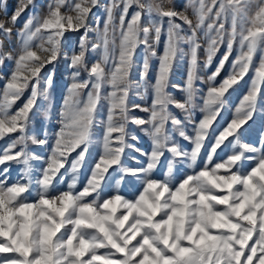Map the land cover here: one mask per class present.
Wrapping results in <instances>:
<instances>
[{
	"label": "snow or ice",
	"instance_id": "obj_1",
	"mask_svg": "<svg viewBox=\"0 0 264 264\" xmlns=\"http://www.w3.org/2000/svg\"><path fill=\"white\" fill-rule=\"evenodd\" d=\"M99 6L48 0L40 12L37 0H17L9 16L0 0V68L9 64L0 88V141L7 138L0 148V264H264V131L259 146L242 140L244 126L264 113V0H185L179 10L176 0H108L102 26L97 17L93 28ZM81 30L65 52L66 33ZM221 46L203 79L201 50L207 70ZM61 55L70 82L57 128L30 134L37 113L51 118ZM179 64L186 71L175 85ZM249 73L246 92L221 123L231 92ZM134 88L144 104L131 100ZM129 125L148 137L150 150L128 142L139 139ZM94 140L99 152L79 186ZM128 149L144 158L131 157L136 167L124 163Z\"/></svg>",
	"mask_w": 264,
	"mask_h": 264
},
{
	"label": "rangeland",
	"instance_id": "obj_2",
	"mask_svg": "<svg viewBox=\"0 0 264 264\" xmlns=\"http://www.w3.org/2000/svg\"><path fill=\"white\" fill-rule=\"evenodd\" d=\"M47 2H48V0H37V4L40 6L38 8V11L42 12L43 11V7H44V5ZM184 2H185V0H176V4H177L178 10L183 7ZM107 3H108V0H100V6L92 9L91 18H90V26L91 27L95 28L97 17H99L100 22H101V26H102V22H103V19H104V16H105L104 5H106ZM16 4H17V0H7V12H8L9 16L12 14L14 8L16 7ZM26 16H27V13H25V15L21 17L20 22L16 26L17 28L22 26ZM4 19H5V17L3 15V12L0 11V21H2ZM69 33H71V32H69ZM69 33H66V34H69ZM72 34H73L72 35L73 38H71V40L68 37L70 35H68L67 39L64 41V51L65 52L68 51L70 46H75L76 44H78L79 37H80V35L83 34V30H81L80 32H77V33H72ZM89 37H90V40L94 41L95 33L94 32H90L89 33ZM162 40H163V38H162ZM68 41H69V43H67ZM14 45H15V37H13V46ZM162 47H163V45L161 43V45L158 47L157 51L158 52L162 51ZM224 50H225L224 46H221L217 57L214 58V62L212 64V66L209 69H207V70L203 69L204 56H203V51L201 50V53H200L201 70H200L199 75L203 79H206L207 75H209L211 71H214L216 64H218L220 57L223 55ZM235 56H236V51L234 50V55L229 58V62L227 63V66H225L224 70L222 71L218 81L220 79H222L225 75H227V72H228V70H229V68L231 66V60L234 59ZM142 57H143V50L141 48V49H138V55H137V58H136L137 59V69H138L140 63L142 62ZM61 58H62V64H61V68H60V80L61 81L56 83V84L54 83L55 84V86H54L55 88H54V90L51 91V97H52L51 118L49 120H47V125H46V127L44 129V130H47L49 135H51V133L54 132L55 129L57 128L56 114L59 111L60 105L62 103L63 96H64L65 91H66V88H67V86H68V84L70 82V80H69V70L67 69V66H66L67 65V61H66V59H65V57L63 55H61ZM93 58H94L93 54L91 52H89L88 53L89 63H91ZM258 60H259V55L257 54V56L255 57V61L258 62ZM155 68H156V61H155V59H153V60H151V71H150V74H149V80L150 81L154 77ZM8 71H9V64H8V62H6L5 65L2 68H0V88H2V85H3V79L2 78L8 73ZM185 71H186V64L177 65V67L175 68L174 73L172 75V84L181 85L183 83V78H184V75H185ZM250 79H251V73H249L248 82L250 81ZM133 80H138V72L137 71L133 72ZM198 87L204 88L205 85L198 82ZM246 89H247V86L245 87L243 93L239 96V98L233 104L228 105V111H226L225 120L230 118L231 111L234 109L236 104H238L240 98L246 92ZM169 91L177 99H182V94L177 89L170 88ZM130 98H131L132 101H134L136 103H141V104L145 103V101L142 100L139 95H137L135 88L133 89ZM147 102L150 103V97L148 98ZM21 103H22V101H21ZM17 106H19V105H17ZM172 111L176 112L177 115H179L178 110L172 109ZM104 114H105V109L101 108L100 115L98 117V121L100 119H103ZM133 114L137 115V116H146L145 113H142V112H139V111H136ZM197 115H199V114H197ZM251 123L255 126V128H253L254 131H255V135H256L255 142H252L251 139L248 138V137H242V140L244 142H247V143H255L257 146H259V135H260L261 131H264V113L258 111L257 114H256L255 122L254 123L251 122ZM96 128L98 129V133H97L96 137H98L99 134H100V131H101V129L99 127V123L97 124ZM43 131H40L41 134H43ZM129 131L130 132H134L139 137V139L137 141H132L129 138V141H128L129 143L135 144L136 147H138V148H140L142 150H145V151L150 150V141H149L148 137H146L143 133H141L139 131H138V133H136L135 130H133L131 128H129ZM140 137L143 138V141H144V139L147 140V143H146L145 146L141 142ZM6 142H7V139H5V141L4 140L0 141V148H3L4 145L6 144ZM185 143H187V142H185ZM181 145L183 147H185V148L190 147L188 144H187V146H184V144H182V142H181ZM97 147L99 148L98 143H97ZM31 152L36 153L38 155H46V151L44 149L39 148L38 146H35L33 148V150H31ZM98 152H99V150H98ZM131 157H136V159L141 160V161L144 160V158L141 157L139 155V153L134 152L131 149H128V150H126V155L124 156V158L127 159V160H124V163H125L126 166H130V167H136L137 166L135 161L132 160ZM33 163L36 164L37 162H33ZM16 176H17V173L11 172V179H15ZM11 179L9 181L10 183H11ZM79 186H82V184H79ZM59 187L66 188V186H62V185H60Z\"/></svg>",
	"mask_w": 264,
	"mask_h": 264
},
{
	"label": "trees",
	"instance_id": "obj_3",
	"mask_svg": "<svg viewBox=\"0 0 264 264\" xmlns=\"http://www.w3.org/2000/svg\"><path fill=\"white\" fill-rule=\"evenodd\" d=\"M68 35H70V36H68ZM72 35H73L72 33L66 34V36H68L70 38V40H71V38H73ZM67 43H69V41ZM217 55H218V53H217ZM217 55H216V57H217ZM233 55H234V51H233V53H232V55L230 57H232ZM61 64H62V58L60 57L59 60L55 63V69H54V72H55L54 83L55 84L61 81L60 80ZM226 66H227V64H226ZM51 71H53V66L49 65L44 70V73L46 75L47 72H51ZM248 76L245 77L244 81L241 82L239 87H237L234 91L231 92V95L228 98V105L233 104L239 98V96L243 93L245 87L248 84ZM219 78L220 77H218V79ZM55 84L53 85L52 90H54ZM21 101L17 102V105H19L21 103ZM41 103H43V102H41ZM225 118H226V112L224 113L223 117H221L220 122L224 123ZM46 125H47V120H43L42 117H41V114L37 113V115L33 117L32 125H30L29 132L31 134L34 129H38L40 131H43L45 129ZM244 127L247 128L248 130H247V132L245 133V135L243 137H248V138L251 139L252 142H255L256 135H255V131L253 129V128H255V126L251 122H249V124L245 125ZM129 128L135 130V132L138 133V130L135 129V126L129 125ZM94 132H95V134L97 136L98 129L95 128ZM140 139H141V142L143 143V145L145 146L146 143H147V140L144 139V141H143V138H141V137H140ZM177 139H179V138H177ZM181 142H182V144H184V146H187V143H185L184 141L180 140V143ZM34 147L35 146L29 144V151L33 150ZM98 150H99V148L97 147V143L94 140V143H93V145L91 146V149H90V154H89V156L87 158V163L84 166V168L82 169V173H81V176H80V184H82L84 178L86 177V175L88 173L89 166L92 164L94 158L97 156ZM73 155H75V153H73ZM124 160H127V159L124 158ZM11 172L18 173V167L16 165H13ZM62 186H66V183L64 185H62ZM121 191L126 196H130L132 194V189L128 185L122 186Z\"/></svg>",
	"mask_w": 264,
	"mask_h": 264
}]
</instances>
